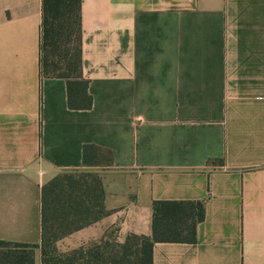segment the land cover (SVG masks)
Returning <instances> with one entry per match:
<instances>
[{"label": "crops", "instance_id": "1", "mask_svg": "<svg viewBox=\"0 0 264 264\" xmlns=\"http://www.w3.org/2000/svg\"><path fill=\"white\" fill-rule=\"evenodd\" d=\"M41 10L0 0V240L40 245L42 185L94 144L109 214L62 242L149 236L154 201H199L196 241L153 264H264V0H82L88 110L40 75Z\"/></svg>", "mask_w": 264, "mask_h": 264}, {"label": "trees", "instance_id": "2", "mask_svg": "<svg viewBox=\"0 0 264 264\" xmlns=\"http://www.w3.org/2000/svg\"><path fill=\"white\" fill-rule=\"evenodd\" d=\"M82 0H42L40 75L66 83L67 105L88 110L93 98L82 72ZM110 150L94 144L82 147V168L63 169L41 187L40 245L0 240V264H153L156 242L196 241V228L205 216L201 202L154 201L151 235L131 234L123 242L99 240L62 251L58 243L109 214L104 205L102 175L111 169Z\"/></svg>", "mask_w": 264, "mask_h": 264}, {"label": "rangeland", "instance_id": "3", "mask_svg": "<svg viewBox=\"0 0 264 264\" xmlns=\"http://www.w3.org/2000/svg\"><path fill=\"white\" fill-rule=\"evenodd\" d=\"M95 172L99 173V174H102V170L101 169H96ZM106 237L109 241L113 242V241H119L117 239V235H116V232H115V228H109L108 230H106V232L104 233V235L102 237ZM100 237V238H102ZM100 238H97V239H94V240H91L89 241L88 243L90 242H93V241H96V240H99ZM121 242V241H119ZM79 241H75L73 243H66V242H59L57 245H58V248L62 251H66V250H69L71 248H74V247H78ZM86 243V244H88Z\"/></svg>", "mask_w": 264, "mask_h": 264}]
</instances>
